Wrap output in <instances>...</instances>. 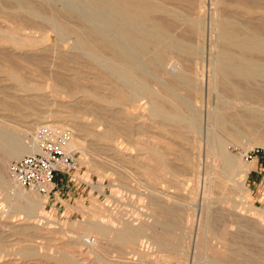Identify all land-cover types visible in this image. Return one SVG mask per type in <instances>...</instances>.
<instances>
[{
	"label": "bare ground",
	"instance_id": "6f19581e",
	"mask_svg": "<svg viewBox=\"0 0 264 264\" xmlns=\"http://www.w3.org/2000/svg\"><path fill=\"white\" fill-rule=\"evenodd\" d=\"M223 1L234 11L223 16H218L219 13L215 11V15H212L214 17L212 20L215 22L212 31L215 33L217 46L209 60L213 63L214 70L209 75L208 92L215 91L216 105L213 108L215 110L209 114L205 130L207 135L210 134L209 152L220 162L218 175L222 180H229L240 188L236 182L237 178L246 176L253 169L254 164L242 165L228 153L226 145L228 141H232L241 146L249 144L250 148L249 137L257 133L264 134V0ZM213 2L215 3L214 0ZM162 5L166 4L162 3ZM162 5L151 0H0L2 23H0V69L12 70L11 73L1 70L0 73L5 74V79H0V82L13 83L9 88L3 86L4 84L0 85L4 87L0 88V111L16 113L17 118L24 120L29 117H25L24 111H30L32 115L34 108L32 106L44 102L43 93L48 88L52 99L66 98L75 103H72L73 105H76L78 100L83 101L82 103L85 101L97 111L96 103L106 104L111 109L109 114L124 122L123 127H119L127 133L130 132L129 123L133 121L131 110L139 102L147 106L149 119L158 125L171 123L179 128L196 130L198 119L193 110L195 108L193 102L203 93L202 83L205 80V73L202 62L204 60L200 57V49L195 48L193 51L191 40L184 35L174 34L171 28L174 23L181 22L189 33L195 30L197 33L200 27L199 24L182 19L179 13L168 11ZM167 15L172 17L174 23L166 21ZM3 24L12 26L2 28ZM45 32H49L52 36L48 35L46 38ZM52 37L56 40V45L53 47H66L69 46V41L72 42L70 52L68 50L67 55L59 54V59L65 63L83 66L93 72L97 80L96 85L100 82L105 83L108 91L106 96L97 92L98 86L90 89L84 87L79 77H68L50 71L53 63L50 64L51 62L47 60L46 52L49 50L41 48V45L45 38L51 40ZM194 53L195 60L192 61L190 58ZM170 55L178 57L184 63L183 66H176L174 74L168 73L171 79L164 81L158 78V75L161 69L166 67L164 62ZM17 61L24 62L32 70L26 71V68L20 67ZM65 68L61 69L65 70ZM22 73L33 79L46 77L45 84L48 87L33 85L22 76ZM153 82L157 85V89L152 88ZM222 110L224 112H220ZM82 113L84 115V112ZM95 113L98 111L92 114L102 119L101 115ZM104 113L106 114V111ZM50 114L47 113L42 121L51 117L52 119L62 117L56 113ZM70 117L81 118L73 112L65 118ZM96 118L95 120L99 121ZM46 123L41 122L39 125L45 124L46 126L42 127L50 130L56 127ZM39 125H36L35 129ZM101 126L105 127L104 124ZM115 131L107 127L106 133L114 134ZM192 136L194 137V134ZM21 137L0 124L2 157L0 190L10 192L7 198L14 197L16 187L9 183L7 174L2 172L4 161H16L36 151V138L26 141ZM66 146L72 152L78 150L84 155L80 143L74 136L69 135ZM165 154L151 151L155 164L160 168V175L175 184L181 172L171 165ZM189 158L192 160V157ZM152 185L156 187L159 183L154 182ZM210 192L204 191L203 195H210ZM164 193H158L153 189L148 196V204L153 210L151 224L132 225L122 217L106 213V210L101 208H96L97 211L88 216L82 229L94 239V244L88 248L98 251L96 254L98 263L114 264L105 259L108 247L101 246L102 241L111 246L116 244L123 252L130 250L131 254L137 256L135 252L137 250L135 248L138 247H135L138 245L137 241L147 238L146 240L155 247V254H161L168 264H264V246H257V244L261 245V227H257L259 226H256L257 223L245 222L246 218L242 220L243 217L237 214L236 209L244 203L243 201L237 202L236 199L233 200L224 194L216 198L215 204L219 208H213L214 202H205L203 205L188 209L187 206L177 203L171 205L166 202L168 196ZM41 205L42 201L36 197L26 198L15 203V209L31 219ZM196 217L198 220L195 219ZM195 224H197L196 229H194ZM79 239H82V236ZM3 247L4 240L0 237V258L8 254L3 251ZM191 251L193 254L190 256ZM18 254L29 261L45 258L58 264H77L74 259L68 257L69 255L41 254L31 246L24 247ZM137 257L136 260L142 264L144 256Z\"/></svg>",
	"mask_w": 264,
	"mask_h": 264
},
{
	"label": "rangeland",
	"instance_id": "374dc122",
	"mask_svg": "<svg viewBox=\"0 0 264 264\" xmlns=\"http://www.w3.org/2000/svg\"><path fill=\"white\" fill-rule=\"evenodd\" d=\"M214 1L215 3L213 0H151V2H156L160 5H162V3L166 4L162 6L170 12L179 13L182 19H185L186 21L190 20L195 24H199L200 28L197 33L196 30L189 33L186 29L187 27L181 22H177L175 24L170 15L165 17L166 21L170 23L173 22L176 27H172L176 30L171 28L172 32L174 34L184 35L191 40V47L193 51L195 48L196 50L200 49V57L204 60V63L202 62V66L204 67L202 69H204L205 73V80L202 83L203 93L195 99V102H193V108L195 107L193 110L195 111L198 119V128L196 130L179 128L171 123L158 125L156 122L149 119L146 108L147 106L142 104L143 102H139L131 110L133 121L129 123L130 132L127 133L121 129L124 122L112 117L111 114H109L111 113V109L106 104L101 105L100 103H96L98 113L95 114L101 115L102 119L96 118L92 113L97 111L93 110L94 107H92L91 104L87 105L85 101L82 103L83 101L78 100L77 104L73 105L75 103L70 102V100L66 98L52 99L49 94L50 92H48V88L45 90V93L42 92L43 96H45V99L43 98L44 102L35 103L37 106H32L34 107L32 108V115L30 111H24V114L26 113L25 117L29 116L24 120L17 118L18 114L16 113L0 111V124L22 136L26 141L36 138V133L41 128L53 132L51 133L53 136L55 131H57L56 133H58V131H63L72 137L74 136L84 151V155H82L78 150L73 152L70 150L72 153H75V168L67 174H57L55 179L56 188L49 196H47V198L46 196L41 197L18 187L10 176L8 170L9 164L15 160L4 161L2 172L5 173V175L7 174L6 177H8L9 183H12V185L16 187V194L12 198H7L10 192L7 190H0V237L4 240L3 251L8 253L3 258H0V264H58L53 260L45 258H38L33 261L21 258L18 252L28 246L35 248V250L41 254H50L52 256L53 254L55 255L60 253L66 254V256L69 255L68 257L74 259L77 264H100V262H97L96 258L98 251L89 250V248L85 247L82 243V239L85 237L93 238L89 235V233L82 229V225L87 221L88 216H91V213L97 211L96 208H101L105 209L106 213L122 217L132 225L139 223L151 224L153 210L148 204V196L153 189H156L158 193L165 192L164 194H167L168 196L166 202L171 205L172 203H177L185 207L187 206L186 208L188 209H193L197 205H203L205 202H214L213 208H219V206L215 204L216 198L222 197L224 194H227V196L233 200L236 199L237 202L243 201L244 203H241L236 209L238 212L237 214L238 216L240 215L239 217H243L241 218L242 220L246 218L247 220L245 219V222L257 223L256 226L259 225L257 227H261V229L258 228L261 232V245L257 244V246H264V180L262 184H252L253 180L255 181L256 178L259 179L261 175H264V134L257 133L250 136V148L248 146L249 144L241 146L232 141L227 142L228 145H226V150H228L230 155H233L242 165L253 163L254 167L252 170H256H251L246 176L237 178L236 182L240 188L231 183L229 180L221 179L220 175H218L220 174V162L209 152L208 146L210 134H206L205 127L209 114L215 110L213 108H215L216 105V97H214L216 95H214L215 91L212 90L213 92H208L210 90L209 75L214 70L213 63L209 60L212 58L213 53H215V48L217 46L215 33L212 31L215 25V22L212 20V18L214 19L212 15H215V11L219 13L217 14L216 12L218 16H223L224 14L234 11L233 8H229L223 0ZM195 5H197V7ZM211 5H213V8ZM180 12H182V14ZM187 16L189 19H186L188 18ZM197 17L200 19L198 20ZM5 25L7 24H3L2 28H7L9 24L7 26ZM176 25H180V29ZM11 26L12 25H9V27ZM44 35L46 38L48 35L52 36L49 32H45ZM45 39L41 48L49 50L45 52L48 56L47 60L51 62L50 64L53 63L50 71L59 72L67 75L68 77H79L78 79L80 80V83L87 89L98 86L96 87V90L100 95L106 96L108 94L105 83L102 84V82H100L97 85L95 84L97 80L95 79V74L93 72L85 69L83 66H78L74 63H65L59 59V54L66 53L67 55L70 52L71 41L68 43L69 46L53 47V45H56L54 37H52L51 40ZM192 42H194V44ZM195 53L192 55L190 60H195ZM43 54L45 53L43 52ZM173 60L176 61V63H174ZM17 62L20 67L26 68V71L32 70V68L27 66L24 62ZM183 63L184 62L178 57L173 55L168 56L164 62L166 67L161 69L158 78L168 81L171 79V76H169L168 73L174 74L176 68L183 66ZM59 67H67L65 68L67 71L62 70ZM1 70L7 71L8 73L12 72V70L7 68H1L0 71ZM16 73L20 74L21 71L20 73ZM22 74V76H24L26 80H29V82L31 81L30 83L33 85L48 87V85L45 84V82H47L46 77H37L33 79V77H30L27 74ZM0 79L4 80L5 74L0 73ZM1 82L0 85L4 84L3 86H8L7 88L13 85L11 81ZM3 86H0V88H4ZM152 88L157 89V85L154 82L152 84ZM27 103L30 104L29 102ZM102 110L104 112L106 111V114ZM72 112L81 118H65L70 116ZM82 112H84V115ZM220 112H224V110ZM47 113H56L58 116H62V119H52L51 117V119L48 118L49 121L47 119L42 121V118L44 116L46 117ZM86 118L88 120H85ZM95 118L99 119V121H96ZM41 122H47V125H53L56 127H54L53 130H50L42 127L45 124L39 125ZM100 123L102 125L104 124L105 127L103 128ZM36 125L39 126L35 129ZM107 127L115 129L116 131L114 134H107ZM193 134L194 137L192 136ZM192 137L194 143L191 140ZM187 138L191 141H188ZM192 144L194 149L193 151ZM151 151H160L164 154L166 153L165 155L171 165L181 172L180 177L177 179V183L174 184L170 180H166V178L163 179L160 175V168L155 164L154 159L151 156ZM191 153H193V155ZM245 154H251L252 156L248 162L245 161ZM196 156L198 158H196ZM189 157H192V160ZM1 158L2 157L0 155V159ZM185 160H187V162ZM191 161H194L193 163H196L198 166L191 163ZM189 166L191 168L193 167V169L191 170ZM154 182H156V184L159 183V185L153 187L154 185H152V183ZM204 191L210 192V195L204 196ZM239 191L240 193H238ZM17 193L20 195L18 196ZM34 197L41 200L42 205L36 211L34 217L28 219L24 214L16 211L15 203L21 202L26 198ZM197 216L199 218L198 214ZM198 218L196 217L195 219L198 220ZM256 220H258L260 224H263L260 226ZM196 228L197 224L194 225V229ZM20 231L25 235H22ZM80 236H82V239H79ZM146 239L147 238L140 239L136 243L138 245H135V247L138 246L135 248V250L137 249L135 251L137 256H144L142 264H168L161 254H155V247L151 245L149 240ZM101 244L104 248L108 247L105 254L107 262H113L114 264H140V261L136 260L137 258L139 259V257L131 254L130 250H125V253V251L123 252L116 244H112L113 248L111 245H107L108 243L105 241H102ZM148 251L151 256H149ZM141 252L143 254H141ZM192 254L193 253L191 251L190 256Z\"/></svg>",
	"mask_w": 264,
	"mask_h": 264
},
{
	"label": "built area",
	"instance_id": "2783aa9c",
	"mask_svg": "<svg viewBox=\"0 0 264 264\" xmlns=\"http://www.w3.org/2000/svg\"><path fill=\"white\" fill-rule=\"evenodd\" d=\"M68 137L63 131L53 136L51 131L40 129L36 133V151L12 161L8 166L16 185L41 197L49 196L55 188L57 174H67L75 168V153L66 146ZM244 157L246 162L252 158L251 154ZM82 243L88 247L94 244V239L85 237Z\"/></svg>",
	"mask_w": 264,
	"mask_h": 264
},
{
	"label": "crops",
	"instance_id": "0c3cea01",
	"mask_svg": "<svg viewBox=\"0 0 264 264\" xmlns=\"http://www.w3.org/2000/svg\"><path fill=\"white\" fill-rule=\"evenodd\" d=\"M252 171H256V170H252ZM260 175H261V174H260ZM263 180H264V175H261V177H260L259 179L256 178L255 181L253 180V181H252V184H253V185H255V184H257V185H258V184H262V183H263ZM55 184H56V182H55ZM55 188H56V185H55ZM55 188H54V189H55Z\"/></svg>",
	"mask_w": 264,
	"mask_h": 264
}]
</instances>
